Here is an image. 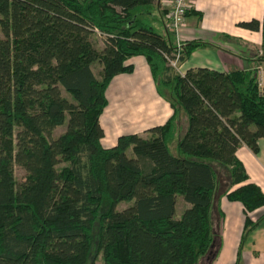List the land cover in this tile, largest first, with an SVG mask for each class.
<instances>
[{"label":"trees","instance_id":"16d2710c","mask_svg":"<svg viewBox=\"0 0 264 264\" xmlns=\"http://www.w3.org/2000/svg\"><path fill=\"white\" fill-rule=\"evenodd\" d=\"M151 3L160 0H0V264H95L98 253L103 264H197L217 237V168L199 157L226 166L222 194L242 204L238 256L264 220L250 215L264 191L236 154L241 144L257 152L264 139L257 68L173 70L162 54L172 49L170 33L157 32L141 8ZM238 25L261 30L264 41V14ZM202 44L184 42L182 61ZM134 55L146 59L172 113L145 136L122 133L105 146L107 87L133 70ZM176 194L189 203L178 217ZM122 200L133 201L117 209Z\"/></svg>","mask_w":264,"mask_h":264},{"label":"crops","instance_id":"0c3cea01","mask_svg":"<svg viewBox=\"0 0 264 264\" xmlns=\"http://www.w3.org/2000/svg\"><path fill=\"white\" fill-rule=\"evenodd\" d=\"M180 27V37L186 42L202 41L182 61V68L205 66L221 71L236 68L264 69V41L261 30L238 25L253 17L262 19L264 0H192ZM170 0H160V15L165 27V14ZM161 6V7H160ZM199 12L201 13L199 15ZM173 43V38L170 36ZM103 44L100 41L97 46ZM134 64L131 72L116 74L107 87L108 103L99 117L103 128L102 143L111 146L118 135L135 132L147 135L149 127L163 123L172 113L169 102L156 90L149 65L142 55L129 58ZM98 74L101 75V65ZM94 72V71H93ZM95 74V72H94ZM96 77L97 74H95ZM248 174V180L264 191V139L258 140V151L247 145L236 149ZM264 212V205L250 212L252 219ZM214 238L210 251L197 264H264V220L249 231L241 249L238 248L244 226V211L239 201L229 200L222 194L213 209Z\"/></svg>","mask_w":264,"mask_h":264},{"label":"rangeland","instance_id":"374dc122","mask_svg":"<svg viewBox=\"0 0 264 264\" xmlns=\"http://www.w3.org/2000/svg\"><path fill=\"white\" fill-rule=\"evenodd\" d=\"M141 8H143V9H145V11H147V14L145 15V20L147 22H149L157 32L166 34V32L164 30L162 18L160 15V10L157 7V5L151 3L148 5H144ZM94 41L96 44H98L100 41L102 42V40L99 36H96L94 38ZM99 66H100V64L98 61H95L94 63H92V70L95 72V74H97V76H100L98 74V71L100 70ZM62 92L68 98H71L69 93L65 92L64 90ZM179 117L180 118L178 121L177 129L175 130L173 136L168 140L169 148L173 153H178V148L176 147V142H177V140H178V138L182 132V129H183L182 121L185 118V114L181 111ZM64 128H65V123H63L59 126H56L53 129L52 135L55 136V135L59 134L61 131L64 130ZM127 154L133 155L131 148H128ZM199 159L210 162L213 165H215L217 168V170L215 172V181H216L215 184L216 185H215V189H214V199L216 200L217 198H219L222 195V192H223V190L227 184L226 183L228 180L227 168H226V166L222 165L221 162H219L215 159L209 158V157H199ZM14 173H15V177L17 178V180H22L23 176L25 174V171L19 165H15ZM215 200H214V202H215ZM132 201L133 200H122V201L118 202V204L116 205V208L121 209V208L131 204ZM187 205H189V203H187L180 194H176L174 216L178 217L180 215V213L182 212V210ZM214 207L215 206H213V209H214ZM95 264H103V259H102L101 253H98V255L95 259Z\"/></svg>","mask_w":264,"mask_h":264},{"label":"built area","instance_id":"2783aa9c","mask_svg":"<svg viewBox=\"0 0 264 264\" xmlns=\"http://www.w3.org/2000/svg\"><path fill=\"white\" fill-rule=\"evenodd\" d=\"M170 7L165 14V27L173 38L172 49L170 51H163L166 65L175 71L183 74L182 68V48L184 41L180 37V27L184 22L187 12L192 7V0H170ZM258 83L264 85V69L261 65L257 66Z\"/></svg>","mask_w":264,"mask_h":264},{"label":"water","instance_id":"95a60500","mask_svg":"<svg viewBox=\"0 0 264 264\" xmlns=\"http://www.w3.org/2000/svg\"><path fill=\"white\" fill-rule=\"evenodd\" d=\"M263 89H264V87H263ZM213 243H214V240L211 243V247L213 246ZM211 247H210V249H211ZM210 249L208 250V252L210 251Z\"/></svg>","mask_w":264,"mask_h":264}]
</instances>
